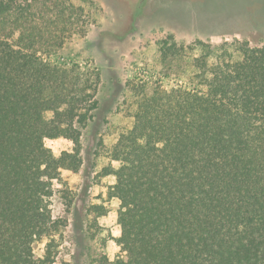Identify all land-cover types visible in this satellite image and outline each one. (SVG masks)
<instances>
[{"label":"trees","instance_id":"1","mask_svg":"<svg viewBox=\"0 0 264 264\" xmlns=\"http://www.w3.org/2000/svg\"><path fill=\"white\" fill-rule=\"evenodd\" d=\"M83 14L72 0H0V264L56 263L53 236L68 222L50 200L63 170L83 174L79 195L60 196L71 264L107 263L88 250L90 214L107 210L88 206L87 192L109 176L118 264H264V46L200 43L191 88L147 93L127 82L132 124L108 152L118 166L97 171L103 140L86 134L100 74L51 62L86 36ZM46 139L73 148L55 156ZM44 239L38 258L33 244Z\"/></svg>","mask_w":264,"mask_h":264},{"label":"rangeland","instance_id":"2","mask_svg":"<svg viewBox=\"0 0 264 264\" xmlns=\"http://www.w3.org/2000/svg\"><path fill=\"white\" fill-rule=\"evenodd\" d=\"M126 1L72 0L84 10L81 20L88 25L87 34L68 40L51 58V62L58 65L71 67L75 64L81 71L100 74L96 95L99 109L86 134L96 133L95 141L100 137L103 140V149L97 151V171L110 163L109 150L118 135L132 124L130 115L134 106L124 86L127 82L144 84L147 93L155 88H191L196 84L193 60L203 53L201 44L211 49L220 48L224 42L264 46V0H182V3L152 0L151 14L140 22L133 35L122 38L129 21L130 9L126 4L130 2ZM172 2L175 5L166 6ZM222 50L215 54L223 55ZM44 143L55 156L71 152L73 148L65 139H46ZM110 165L118 166L116 162ZM113 182L111 176L100 177L87 192L88 206L98 205L107 210L101 217L91 212L90 223L92 220L95 223L90 228L93 238L88 242L90 255L105 257L106 264H118L122 257L113 240L120 233L116 223L118 202L106 196V188ZM82 184L81 172L75 174L66 170L61 171L59 181L52 182L53 217L66 218L68 222L61 236H53L59 241L55 264H71L69 255L74 251L72 219L65 213L60 196L63 192L79 195L83 191ZM46 242L44 239L33 244L36 257H42Z\"/></svg>","mask_w":264,"mask_h":264},{"label":"water","instance_id":"3","mask_svg":"<svg viewBox=\"0 0 264 264\" xmlns=\"http://www.w3.org/2000/svg\"><path fill=\"white\" fill-rule=\"evenodd\" d=\"M176 1H179L181 3L183 2L182 0H176ZM126 2H130L129 5H127ZM126 2H125L126 6L130 9L129 21H128V25L125 26V30L123 31L125 34L122 36V38H124L126 35L128 36L133 35L137 30L140 22L151 14L152 0H127ZM175 2H172L173 4H170L171 3L170 2L169 5L167 4L166 6L172 7L173 5H175L174 4ZM174 10H176V7H174Z\"/></svg>","mask_w":264,"mask_h":264}]
</instances>
